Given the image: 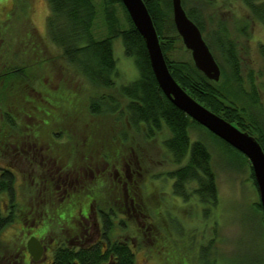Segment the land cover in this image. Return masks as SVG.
<instances>
[{
    "label": "trees",
    "instance_id": "16d2710c",
    "mask_svg": "<svg viewBox=\"0 0 264 264\" xmlns=\"http://www.w3.org/2000/svg\"><path fill=\"white\" fill-rule=\"evenodd\" d=\"M104 1V24L107 32L105 37L97 38L93 32L97 13L93 0H47L49 14L46 19V30L51 43L60 53V59H57L59 69L66 76L69 72H75L85 79L90 87L101 90L102 93L98 97L82 98L80 92L73 87H67L64 81L60 84L59 90H50L45 87L46 81L34 75L40 73L48 64L44 57L43 60L39 57L41 56L42 39L38 32L32 24H28V31L18 29L20 24L16 22L5 26V30L1 32V36L6 39L4 43H1L4 58L0 61V142L5 146L3 149L0 147V151H8L5 148L9 147L13 150L10 151L18 152L17 154L24 161L33 165L41 164L37 159V156H40L39 150L45 148L41 132L45 133L44 142L51 148V144L63 145L67 142L69 138L66 136V130L72 129V120L69 121V118L65 119V123L59 130L48 128V131L46 128L50 124L52 126L53 122L61 121L66 115H74L73 117L79 120L85 117L83 112L87 117H98L106 121L103 116L116 113L119 111V103H124L119 116H126L128 124L134 128L143 126L146 139L156 136L168 154L170 164L173 166L165 172V176L172 179L173 195L184 201H189L196 196L197 201L203 206L204 217H207L210 208H214L218 201L216 175L212 169V157L206 144L207 140L199 138L191 140L190 136L192 124L205 127L177 108L160 89L149 61L145 41L121 0ZM213 1L195 0V3L201 7L203 3L212 4ZM13 2L19 7L16 13L23 11L29 22V4L25 0H13ZM143 2L152 18L167 67L175 81L208 110L230 122L239 130L255 137L264 151V114L260 106L255 77L249 73V90L244 88L245 81L241 75L236 41L226 33L224 28L222 29L221 25L210 34L208 32V37L203 36L222 70L219 81L214 82L196 69L191 57L188 60H174L170 57L177 41L182 44L172 20L171 0H143ZM185 2L186 0H181L187 16L198 26L203 35L206 25L202 13L196 7L187 9ZM240 2L249 10L252 20L259 21L264 26V0H240ZM116 5L124 11L126 27H123L116 17L114 10ZM117 37L122 40L124 54L134 59L139 72L138 77L128 83L116 84L115 80L116 59L113 55L112 40ZM28 50L37 53L38 57L34 62L28 60ZM12 52H14L13 56ZM258 52L264 61L263 43L258 44ZM224 79L226 82L232 81L229 90H227ZM235 92L242 94L248 105H244L237 97L235 98ZM80 111L82 113L78 114ZM206 130L217 140L221 149L231 152L229 154L232 157L248 160L240 151L208 129ZM125 137L128 136L125 134ZM83 139L87 142L86 136ZM131 147L134 148L135 145ZM72 149L75 150L73 146ZM79 149L81 148L77 150ZM85 149L87 151V146ZM104 152L103 163L107 169L110 166L114 167L111 165L114 160L118 165L117 161H121L124 157L119 151L114 159L110 160L109 152L107 150ZM83 153L86 155L87 152ZM142 157L143 159H154ZM136 162H138L137 159ZM96 163L91 162L93 167L97 166ZM131 164L133 162L130 159L125 161L126 170ZM133 165L135 170L136 163ZM93 169L87 171L91 173L95 171ZM139 170H136V174L127 181H140ZM63 172L64 175L59 174L56 178L52 177L51 181H74L75 184H80L77 178L70 177L65 170ZM95 176L97 180L100 178L98 174ZM250 177L257 190L251 165ZM15 181L14 168L0 165V201L6 195L9 202L7 209L3 208L0 203V233L14 221L16 212L20 210L16 199ZM51 187L47 186L46 190H52ZM91 189L92 198L88 194L83 195L85 198L89 197L86 204L81 203L80 192L77 194L75 200L79 204L75 206L78 211L81 208L82 211L87 209L89 203L108 205L103 193L99 195L92 187ZM39 190L38 193L41 195ZM129 190V185H127V191ZM128 194L126 193L127 196ZM129 196L128 199L126 198V211L140 205L136 197L133 198L132 203L133 195L129 194ZM50 198L46 195L44 199L47 201L51 200ZM64 204L65 202H58V208H62ZM256 207L263 214L260 201L256 203ZM113 209L116 210L109 201V205L104 206L103 212L101 211L102 238L106 241V246L102 247L101 242L77 249L62 246L55 251L52 264H136L135 252L131 246L113 237L114 220L117 219L114 218ZM45 211L48 210L45 209ZM211 239L210 242L201 244L199 256L202 263H205L211 255L210 246L215 242L213 237ZM182 259L183 264H189L185 261L186 257Z\"/></svg>",
    "mask_w": 264,
    "mask_h": 264
},
{
    "label": "rangeland",
    "instance_id": "374dc122",
    "mask_svg": "<svg viewBox=\"0 0 264 264\" xmlns=\"http://www.w3.org/2000/svg\"><path fill=\"white\" fill-rule=\"evenodd\" d=\"M25 1L29 4V22L23 11L20 10V13H16L19 7L13 0H0V61L4 58L1 43H4L3 41L6 39L1 36V32L5 30V26L16 22L20 24L18 29L28 31V24H32L42 39L41 56L39 57L42 60L44 57L48 62L40 73L34 75L42 78V81L45 80L44 86L50 90H59L60 84L64 81L67 87H73L80 92L82 98L98 97L102 93L101 90L90 87L85 79L75 72H69L66 76L59 69L57 59H60V53L51 43L46 30V19L49 14L47 0ZM93 2L97 9L93 32L95 37L102 38L106 36L107 32L104 24L105 1L93 0ZM185 3L187 9L196 7L202 13L206 25L203 36L208 37L207 35L221 25L222 29L224 28L226 33L236 41L241 75L245 81L244 88L249 90L248 75L252 73L255 77L260 106L264 114V61L258 52V44H264L263 24L252 20L249 10L240 0H214L212 4L203 3L201 7L195 3V0H186ZM114 10L120 24L126 27L127 21L123 9L116 5ZM208 32L209 34H207ZM112 49L116 59V84L135 80L139 75L138 69L134 59L124 54L120 37L112 40ZM19 54H22L21 51ZM11 55L13 56L14 52ZM37 57V53L28 50L29 61L34 62ZM170 57L174 60H188L191 56L177 41ZM220 71L222 73L221 68ZM225 83L229 90L232 81H225ZM237 94L239 93L235 92L236 96L234 97H237L244 105H248L245 97L242 94L237 96ZM123 104L119 103V111L116 113L103 116L106 121L100 120L98 117H87L83 112L85 117L79 118V120L74 118V115H66L61 121L53 122L52 126L50 124L47 128L45 127L50 130L56 128L59 130L65 123V119L72 120V129L66 130V136L69 139L63 145L51 144L50 148V145L44 142L46 140L45 133L41 132L42 143L45 146L39 150L40 156H37L41 164L33 165L24 161L19 157L18 152L15 150L12 152L13 150L9 147L5 148L8 151H0V165L14 168L16 199L20 209L16 212L14 222L0 233V264L7 257L6 251L11 250L8 245L22 248L17 244H21L20 240L24 239L28 230L34 234L32 237L40 236L41 232H44V230L41 231L42 226H37L34 229L29 228L33 222V225L43 226L49 222L46 234H41L45 235L42 238L46 244H49V239L55 235H58L56 242L59 243L65 238H62L60 233L61 229L65 227L58 225V220L64 221V218L58 217V220L50 217H44L43 220H40L41 217L38 218L42 209L43 211L45 209L54 211L55 207H58V200L50 198L51 200H42L41 204L42 196L39 195L38 190L40 189L41 192L42 190L35 188L36 184L32 183L35 182L38 185L43 179L47 183H53L52 177L56 178L59 174L64 175L63 170L80 182L75 187L78 188L77 192H80L79 194L82 196L81 203L84 204L89 200L83 195L92 194L91 187L97 194L102 195L103 193L107 199L106 203L109 205L110 201L116 210L119 205L124 203L123 190L127 191L126 188L124 189L125 183L129 185V194L137 193L136 198L140 202L142 215H126L124 219H115V230L113 231L115 239L123 240L131 246L135 252L136 264H183V257H186L185 261L189 264H264V216L256 207V203L260 200L251 181L249 160L232 157L229 154L231 152L219 147L217 140L205 128L191 125V140L197 138L207 140L206 144L211 153V165L216 175L218 189L217 205L210 208L209 215L204 217L203 206L197 201L196 196H193L189 201H184L173 195L172 179L165 176V172L170 170L173 165L170 164L168 154L160 143L161 141L156 136L146 139L143 126L134 128L128 124L126 116L120 117ZM81 113L80 111L78 114ZM71 114L73 113L71 112ZM125 134L128 136L127 138ZM84 136H86L87 142L83 139ZM133 144L134 148L131 147ZM3 146L5 145L0 142L2 149ZM78 148L81 149L77 150ZM104 150L109 152L110 160H113L119 151L124 157L121 161H117L118 165L114 160L111 164L114 167L110 166L107 169L103 163ZM83 152H87L86 155ZM232 153L235 152L232 151ZM142 156L154 159H143ZM129 159L133 164L136 163L135 170L133 164L126 170L125 161L127 162ZM136 159L138 162L140 161L139 165ZM91 162H97L98 168L95 165L93 167ZM92 168H94V172L87 171ZM136 170L140 171V181H138L139 188L135 190L133 183L127 180H131L136 174ZM95 174L100 176L98 180ZM119 175L122 177L121 179ZM0 203L3 208L7 209L9 206L8 197L4 195ZM75 203L76 206L79 204L76 200ZM99 204L92 206L94 208L108 206ZM94 222L97 221L89 218V225L86 229L88 231L89 228L91 239L93 237L96 239V229L95 227L93 230L91 229ZM71 223L75 224L77 230L76 233H73L74 235L70 233L71 235L66 238L70 236L76 238L75 235H77L78 240H83L82 235L89 236V234L86 235L85 230L84 233L82 232L83 227L79 225L78 221L72 220ZM98 224L100 225V223ZM212 237L215 242L210 246L211 255L205 263H202L199 256L201 244L210 242ZM51 252L52 249L48 247L47 255L50 256Z\"/></svg>",
    "mask_w": 264,
    "mask_h": 264
},
{
    "label": "water",
    "instance_id": "95a60500",
    "mask_svg": "<svg viewBox=\"0 0 264 264\" xmlns=\"http://www.w3.org/2000/svg\"><path fill=\"white\" fill-rule=\"evenodd\" d=\"M133 24L142 35L149 61L164 95L190 118L204 126L217 137L244 154L253 169L264 214V151L255 137L208 110L193 99L172 77L163 56L158 34L143 0H121ZM172 20L182 44L190 52L192 62L208 79H220V67L210 51L198 26L187 16L181 0H171ZM34 259L42 254V247L35 237L27 242Z\"/></svg>",
    "mask_w": 264,
    "mask_h": 264
},
{
    "label": "flooded vegetation",
    "instance_id": "af4514ba",
    "mask_svg": "<svg viewBox=\"0 0 264 264\" xmlns=\"http://www.w3.org/2000/svg\"><path fill=\"white\" fill-rule=\"evenodd\" d=\"M119 177H120V179L122 178L120 175H119ZM32 183L36 184V187L42 188L41 189L42 192L39 190L41 193V196H42V199L40 201L41 204L43 202L42 200L46 201L44 199L46 195H48V197H51L52 199L54 198V200H58V202L62 201V202L66 203L65 205H63V207L65 206L64 208L63 207L58 208L56 206L54 211H42L43 210L42 209L41 212H39V216H38V218L41 217L40 220H43L44 217L45 218L50 217V218L55 219V220H58V217L64 218V221L58 220L59 221L58 225L65 227V228L61 229V231H60L62 238L63 237H65V238L62 241H60V243H59V242H56L57 241L56 236H58V235H55L49 239V244H46L44 242V239L42 238L45 235H41V234H46V231L49 228V226H48L49 222L45 223L44 226L38 225V224L33 225L34 224V222H33V224L29 226V228L34 229L37 226H42L41 231L44 230V232H41L40 236H35V238L39 241V243L41 244V247H42V254L40 255V257L37 259H34L33 256L28 251L27 242L32 236H34V234L30 230H28L29 232L25 234L24 239L22 238L20 240L21 244H17V245H21L22 248L20 246H12L11 247L10 245H8V247L11 248V250L6 251V254H7L6 258L7 259L5 258L6 260L4 259V261H2V264H52L55 251L59 247H62V246L77 249V248L83 247V246H88V245L90 246V245L97 243V242H101L102 247L106 246V241H103V238H102V229H103L102 218L103 217H102L101 211L103 212L104 208H102V207L94 208L92 206L94 204H89L88 208L84 209L83 211H82V208H81V210L79 209V211L76 210L77 207L75 206V204H76L75 199L77 197V193H78L77 189L78 188L75 187V185H77V184H75L74 181L73 182H59V181H57V182H53V183H47L45 181H42V182H39L38 185L35 182H32ZM131 183H133V188L135 190L139 188L138 182H131ZM122 184H123V181H122ZM46 186H52L50 189H52V188L53 189L47 191ZM125 188L127 189V183H125V185H124V189ZM43 189H45V190H43ZM128 192L129 191L123 190V197H124L123 201H124V203H123V205H119L117 211L113 209L114 215H115L114 218L124 219L126 215H138V216L142 215V213L140 212V205L137 207L138 209L134 207V208H130L126 211V198L130 197ZM126 193L128 194V196L126 195ZM88 195L92 198L91 194H88ZM125 195H126V197H125ZM135 197H137V193L134 192L133 196H132V203L134 202ZM87 198L89 199L88 196H87ZM91 198H90V200H91ZM63 199L66 201H64ZM118 201H120V200H118ZM52 202L54 203V201H52ZM29 213H31V212H29ZM89 218H91L94 221H97V222H94V224H92V228L90 226V228L92 230L94 227L96 229V239H94V237L92 239L90 238L91 236L89 234V228H88V231H86V229L88 227L87 225H89ZM72 220H74L76 222L78 221L79 225H81L83 227L82 232L84 233V230H85L86 235L89 234V236L84 237L82 235L83 240H78L79 238H77V235H75L76 238H73L72 236H70L69 238H66V236L71 235L70 233H72V235H74L73 233H76L77 228H76L75 224L71 223ZM12 223H10L9 225H11ZM98 223H100V225ZM23 225H24V223H23ZM85 225H86V227H85ZM23 241H24V243H23ZM22 243H23V245H22ZM48 247L50 249H52L50 256L47 255Z\"/></svg>",
    "mask_w": 264,
    "mask_h": 264
}]
</instances>
